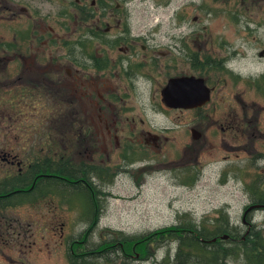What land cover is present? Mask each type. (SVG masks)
<instances>
[{"label":"rangeland","instance_id":"obj_1","mask_svg":"<svg viewBox=\"0 0 264 264\" xmlns=\"http://www.w3.org/2000/svg\"><path fill=\"white\" fill-rule=\"evenodd\" d=\"M37 1L0 0V42H17L19 46L16 53L0 52V58L5 59L0 63V144H9L17 160H25L24 152L37 155V144L49 146L51 134L55 145L52 149L56 151L63 142L71 143L67 154L71 151V162L78 166L90 160L89 150L84 151L82 144L87 139L90 146V120L96 122L97 128L102 127V136L106 134L96 112L90 108L83 112L69 91L62 92L58 86L64 85L62 80L69 81L64 70L70 68L68 49H72L73 33L83 31L73 25V20L59 16L61 11L63 15L78 16L70 4L75 0H44L43 5ZM111 3L112 15L116 14L115 6L120 7L119 23L101 19L102 30L108 26L114 36L129 31L137 38V44L127 53L113 49L109 53L110 67L95 73V77L101 76L106 86H113L112 92L101 91L105 98H123V102L114 101V106L122 121L135 117L134 141L140 147L131 156L135 159L132 167L124 169L123 152L99 142L101 152L96 157L108 162L117 176L112 184L101 188L106 196L103 213L91 235L93 246L114 238L107 230L120 232L122 238L135 237L175 226L184 217L205 222L212 230V221L220 210L228 216L230 227L242 232L250 229L256 237L264 238V210L250 211L246 224L242 222L243 212L251 204L248 189L264 177V54L259 56L264 52V0ZM28 4L30 16L19 10ZM32 20L42 22L43 31L52 28L57 44L22 41V33L32 30ZM62 22L67 29L60 27ZM44 39L49 40V36ZM63 43L68 45L64 47ZM141 46L146 49L141 50ZM183 48L187 54L195 55L198 63L206 60L207 68L199 72L180 61L174 67L172 58L184 59L180 51ZM119 60L123 65L134 66L129 76L135 85L128 77L129 82L122 77ZM217 63L221 70L216 69ZM23 65L61 69L44 72L35 67L37 72L25 71L21 75ZM42 73L45 74L38 78ZM180 73L204 77L214 88L211 101L201 113L168 112L161 108L160 90L169 78ZM41 78L50 83L41 84ZM76 125L84 131L81 135ZM129 125L124 123L118 130L121 142L131 134ZM191 128L200 132L205 141L192 140ZM141 129L166 137L167 141L158 148L145 145L138 135ZM191 164L192 169L183 171ZM46 202L9 212L22 235L13 240L0 235V264H68L69 246L64 240L77 237L85 229L78 221V205L73 207V203H63L59 198H48ZM3 239L9 243L4 245ZM153 246L147 249L153 257L143 260L138 253V258L134 254L128 263L172 261L175 243L155 250ZM227 264L244 263L231 258Z\"/></svg>","mask_w":264,"mask_h":264},{"label":"trees","instance_id":"obj_2","mask_svg":"<svg viewBox=\"0 0 264 264\" xmlns=\"http://www.w3.org/2000/svg\"><path fill=\"white\" fill-rule=\"evenodd\" d=\"M30 32L31 30L27 29L22 33L24 35L22 41L28 43L32 40ZM18 48L17 42L15 44L0 42L2 53H16ZM207 65L204 62L197 63L193 69L202 72ZM216 69L221 70V67L216 66ZM262 79L264 81V78ZM247 82L253 83L252 80ZM49 139V146L43 147L40 142L37 144L39 150L36 156L24 152L25 160H21V157L17 160L14 154L16 152L9 144H2L3 146L0 144V235H6L12 240L22 235L18 225H13L15 221L10 217L9 212L13 209L25 205L37 207L47 203L48 198H59L63 203H73V207L78 205L76 209L79 214L78 221L85 227L77 237L69 236L64 240L69 246L68 264H98L101 261L105 264H129L128 260L134 254L138 258L140 253L143 260H147L153 257L148 248L154 245L155 250L159 248L158 246L169 243L176 244V251L172 261L170 259L167 264H227L231 258L242 260L244 264L264 263V238L260 235L256 237L250 229L242 232L230 227L228 216L223 210L218 211L217 218L212 221L214 222L211 224L212 230L205 226V222L196 223L184 217L175 226L135 237L122 238L120 232L107 230L114 238L93 246L91 235L103 213L102 201L106 196L101 188L112 184L116 174L101 178L97 173L99 184H95L89 166L85 163L76 166L71 162V151L67 154L71 143L63 142V145H58L60 150L56 151L52 149L55 145L52 143L51 134ZM136 149L129 148L123 153L122 159L130 163L135 162L131 156L135 154ZM261 186H264V177L255 181L248 189L251 201L248 207L260 206L259 209L264 210V193L261 192L264 188ZM250 213L245 216L246 220L249 219ZM225 235L228 238L223 240L222 237ZM2 243L7 245L9 240L3 239Z\"/></svg>","mask_w":264,"mask_h":264},{"label":"flooded vegetation","instance_id":"obj_3","mask_svg":"<svg viewBox=\"0 0 264 264\" xmlns=\"http://www.w3.org/2000/svg\"><path fill=\"white\" fill-rule=\"evenodd\" d=\"M29 1L34 2L37 0H29ZM44 2H45L44 0H39L36 2V4L40 3L41 5H43ZM86 2H87V0H75L73 3H70L71 7H73L75 9L74 12L75 11L78 12V16L75 13H73V14L67 13V15H63L64 11H61L59 14V16L62 15L61 18H67V19L73 20V25L78 26L80 29H82L83 32L81 34H77V35L75 33H73V35H74L73 40L74 41L70 42L72 49L70 50L67 48L68 52H69L68 55L70 56L68 59V62H70V64H68L70 68H67L64 70V73L66 74L67 78H69V81L66 82V81L62 80V83L64 85H58V86H59V88L62 89L61 90L62 92H64L65 90L69 91V93L73 97V99H75L77 101V103L80 105V107L83 108V110H84L83 112H87L86 110H88V108H90V110L95 111L97 114V119H98L99 123L104 125L106 134H105V136H102L100 131H99V129L102 127L97 128L96 122L93 123V120H90V123H91V125H90L91 126L90 127V146L88 145L87 139H84L82 141V144L84 146L83 150L87 151V152L89 150L88 153H89L90 160L85 164L91 168V174H92V176H94L92 181L95 184H97L98 183L97 173L100 174L101 178H105V177L107 178V176L109 174L111 175V174L115 173L113 168H111V165L108 162H106L104 160H98V158L96 157L97 152H101L99 150V142L107 143L108 146H111V147L113 145L116 149H120L121 152H123V153L125 151H127L129 148L135 147L138 149L140 147V146L135 144V141L137 140L135 138V135L137 132L136 131L137 130L136 124L134 123L135 117L134 116L131 118L126 117L124 119V121H122V119L118 116V113H117L116 108L114 106V101L123 102V98L119 97L117 100H115L116 98L113 96H112V98L109 96H107L105 98V96L103 94H101V91L105 90V92H107V93L112 92L113 86H111V85L106 86V84H104V82L102 81L104 79L101 78V76L95 77V73L106 71L110 67L109 53L113 49L116 48V49H119L120 51L125 52V53L131 52L130 49L134 48V46L137 44V38L132 36L131 33L129 31H127V29L125 30L127 32L117 33V34H115V36L111 34L108 26H107V28L102 30V28H101L102 24L100 22L101 19L108 18V19H112V20L114 19V21H117V19H118L117 15L120 14V11H121L118 4L115 6V9L117 10L116 14L112 15V9H111L112 0H90L89 4H86ZM11 7L14 8L13 5H11ZM35 8H37V6ZM27 9H29V4L26 7H20L19 10L24 11L25 13H27L30 16ZM31 17H32V15H31ZM32 23L34 24L32 26V30L30 32V35L32 37L31 38L32 41L38 40V43H40L41 45H43V44L46 45L45 41H47L48 44H50L49 42H51L53 44H57V42L55 40V37L57 35L54 34L55 31L52 28L49 27V28H47V30L43 31L42 30V26H43L42 22H39L38 20H36V21L32 20ZM117 23H119V22L117 21ZM60 27L62 29H67V26L64 22L61 23ZM46 35L49 36V40L44 39L46 37ZM63 45L65 47V45H68V44L63 43ZM145 49H146L145 46H141V50L144 51ZM39 51L40 50H37V52H39ZM180 51H183L184 59L172 58V63H174V67L176 66L177 61H180L181 63H183L185 65H188V63H189L191 68H193L194 66H197L198 61L196 60L197 57L195 58V55L187 54L185 48H183ZM42 52H43V50H42ZM70 54H72V55H70ZM162 55L165 56L164 54H162ZM0 56H1V54H0ZM259 56H260V54H259ZM260 57H262V56H260ZM4 60L5 59L0 58V63ZM204 63H207V61L204 60ZM119 65L121 68L120 71L123 73L122 77L129 82V80L127 79V77H128L130 79V81L132 82V85H133L134 80H132L133 79L132 76H129V75H131V73L129 71H132L134 69V66L129 65V64L123 65L122 60H119ZM216 66L221 67L220 63H217ZM0 67H1V65H0ZM35 67H39L41 69H44V72L52 71L50 69H54V70L61 69V68L53 67V66H40V65H37ZM35 67L23 65L22 69H21V75L25 71H27V73L37 72ZM154 67H157L156 62L154 63ZM44 74L45 73H42V74L38 75L37 77L40 78V76H42ZM133 76H134V74H133ZM190 76H193V75H190V74L187 75L186 73H180L179 75H175L174 77H171V78L190 77ZM194 77H196V78L199 77V78H202L204 80L205 86L210 90L209 101L205 105H203L201 107L193 108V109H170V108H167L162 103L161 96L159 93L160 106L164 111H168V112H170V111H174V112L175 111H180V112L190 111V112H194V113H201L204 110L205 106H207L209 104V102L211 101L214 88L209 86V83H208L209 81L206 80L204 77H200V76H194ZM171 78H169V79H171ZM134 79H137V77L134 76ZM65 80H66V78H65ZM40 82H41V84L42 83L47 84V82H49V81L46 78L45 79L41 78ZM166 84H167V82H166ZM103 86H104V88H103ZM161 90H160V92H161ZM82 103H84V104H82ZM120 115H122V114H120ZM232 117H234V119H236L237 116L234 114ZM201 118H204V116H201ZM140 122H141V124H143V121L140 120ZM124 123L130 124L129 129L131 131V134L129 135V137L127 138V140L125 142H121L123 140V138L120 137V135L118 134L119 133L118 130L123 128ZM76 126H77V129H79L78 134L81 135L84 131L81 130L80 125H76ZM120 134H121V132H120ZM138 135L140 136L139 138H142L144 143H146L145 145H151L154 148H158L162 142L167 141L166 137L159 136L157 134H152L150 132L144 131L143 129H141L139 131ZM190 135H191V139L194 141H197V140H200L203 142L205 141L204 136H202L200 134V132H198L195 128L190 129ZM99 137L102 138L101 141L99 140ZM105 138L108 139L109 141H107ZM134 139H135V141H134ZM110 141H112V144L110 143ZM88 146H89V148H88ZM102 149H103V146H102ZM136 150H134V151H136ZM193 154H195V153H193ZM105 156L107 157L108 155L105 154ZM122 158H123V155H122ZM132 164L133 163H130L128 161L123 160L121 168L123 166H124V169H125V167L126 168L132 167ZM189 166H190V168L187 167L183 171L192 169L191 167L193 165L191 164ZM98 168H99V170H98ZM115 174H116L115 175V177H116L117 173H115ZM104 193L106 194V192H104ZM242 222L244 224H246V218H243V216H242Z\"/></svg>","mask_w":264,"mask_h":264},{"label":"water","instance_id":"obj_4","mask_svg":"<svg viewBox=\"0 0 264 264\" xmlns=\"http://www.w3.org/2000/svg\"><path fill=\"white\" fill-rule=\"evenodd\" d=\"M264 54L260 53V56ZM162 103L170 109H193L205 105L210 99V90L202 78L177 77L171 78L160 92ZM260 206H250L243 212V218L253 209ZM225 235L222 239H227ZM215 241V239L213 240Z\"/></svg>","mask_w":264,"mask_h":264},{"label":"bare ground","instance_id":"obj_5","mask_svg":"<svg viewBox=\"0 0 264 264\" xmlns=\"http://www.w3.org/2000/svg\"><path fill=\"white\" fill-rule=\"evenodd\" d=\"M247 216V215H246Z\"/></svg>","mask_w":264,"mask_h":264}]
</instances>
